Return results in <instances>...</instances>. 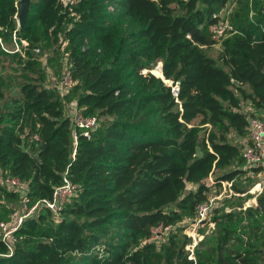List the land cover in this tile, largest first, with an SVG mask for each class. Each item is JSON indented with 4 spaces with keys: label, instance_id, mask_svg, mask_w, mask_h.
<instances>
[{
    "label": "trees",
    "instance_id": "1",
    "mask_svg": "<svg viewBox=\"0 0 264 264\" xmlns=\"http://www.w3.org/2000/svg\"><path fill=\"white\" fill-rule=\"evenodd\" d=\"M228 1L76 0L70 10L31 0L19 26V0H0V169L27 183L31 203L51 198L65 171L78 184L57 211L41 205L23 220L11 252L0 240V264H264V192L247 210L256 231L246 240L231 244L230 220L195 260L187 237L172 235L158 251L135 247L153 228L194 217L206 179L245 191L234 183L247 169L231 134L245 136L248 117L264 114V3L254 2L255 17L216 60L205 47L216 43L210 26ZM13 37L27 42L25 57L3 46ZM64 41L74 83L62 95L45 84L40 59L58 63ZM158 62L164 79L142 73ZM164 80L178 82L176 96ZM64 100L101 118L89 138ZM16 201L0 185V221Z\"/></svg>",
    "mask_w": 264,
    "mask_h": 264
},
{
    "label": "rangeland",
    "instance_id": "2",
    "mask_svg": "<svg viewBox=\"0 0 264 264\" xmlns=\"http://www.w3.org/2000/svg\"><path fill=\"white\" fill-rule=\"evenodd\" d=\"M255 1L257 0H229L225 7L220 10L219 16L221 26H225V28L224 32L221 33L220 38L217 39V42L214 45L205 47V50L209 55L217 60L223 43H225L232 35L239 33V26L255 17L256 14L251 9ZM259 1L260 3H264V0ZM66 44L67 42L64 41L61 45V55L59 56L60 60L58 63L50 61L49 55L47 53H45V55L40 59L42 66L45 68L47 73L45 84L57 90L61 83L64 68L69 62L68 52L65 49ZM4 45L9 47L11 51H17L21 53L23 57H25L24 53L26 44L24 42H22L20 45L13 37L12 44L6 45L3 43V46ZM36 53L39 52L36 51ZM154 68L155 66L151 70ZM145 71H147V69L142 70V73H145ZM74 104V101H63L64 112L70 117H72L71 107H73ZM243 109L245 111H250L252 110V107L249 103H245L243 104ZM262 111L264 112V109ZM30 131H33V125L31 121H29L26 126L25 134L27 132L29 133ZM34 134L35 132L30 134V137L27 139L30 141L31 136ZM245 137L246 136L238 137L234 134H231V139L234 141L242 142L244 141ZM257 169L260 170H246L247 172L244 174H239L234 178V183H236L238 187L244 189V192H238L232 186L224 187L222 184L220 186H211L212 180H205V183L210 186L208 198L214 196L218 198L215 200L211 212L197 230L199 239L197 240V244L194 247L193 254H190L186 246L184 248L188 253V259L195 260L197 258V252H202L209 243L213 242L214 238L218 235L219 223L221 222L227 224L231 220L232 223L236 225V232H233L234 240L231 241V244L238 241L236 240L238 238L246 240L247 235H252L254 231H256V228H254L255 226L253 217L249 215L247 210L249 208L254 209L257 207V198L264 192V166ZM0 172L3 174L7 173L3 172L1 169ZM188 187L192 188L194 186L189 184ZM14 206L15 210L18 209L19 201H16ZM191 220L192 217L184 216L180 221L170 226L167 230H161L160 235L151 234L149 237L139 239L135 247H141L146 243H152L155 247V250L158 251V249L160 250L161 245H164L172 235H176L181 241L184 239V237H187L190 239V241L188 240L190 243L191 238L187 232ZM261 231H263L262 228L257 230L258 233Z\"/></svg>",
    "mask_w": 264,
    "mask_h": 264
},
{
    "label": "built area",
    "instance_id": "3",
    "mask_svg": "<svg viewBox=\"0 0 264 264\" xmlns=\"http://www.w3.org/2000/svg\"><path fill=\"white\" fill-rule=\"evenodd\" d=\"M63 6H68L71 10V6L76 2V0H60ZM111 10L112 7L110 6ZM224 27L221 26L220 18L210 26V31L212 32L213 39L217 42L220 38L222 32H224ZM188 36V35H187ZM27 44L26 41H23ZM38 51V50H37ZM160 70L162 74V63L158 62L153 70L149 69L145 72H150L158 76L154 70ZM162 79L163 74L161 75ZM160 77V76H159ZM169 83L171 87V93L176 96L178 93V82L171 83L169 80H164ZM74 80L71 76L70 62L64 68L63 75L61 78V83L59 86V91L62 95L68 92L70 87L73 85ZM72 109L71 124L74 128L80 130V134L86 137H90L92 131L99 125L100 118L98 116H86L82 114L79 109L74 104ZM247 133L244 141H242L241 154L245 161L244 168L251 170L254 167L264 166V114L261 116H250L247 120ZM32 139H38L37 135H34ZM73 139L76 142L77 133H73ZM0 184L6 188L19 194V207L13 211L7 220L0 221V240L5 242L8 250L11 252L14 243L18 240L16 237V231L21 226L23 220L34 214L39 206L44 205L49 210L55 212L61 207H63L70 198L74 195L78 184L71 181L67 175V171L64 172L63 181L60 185L54 188L53 194L49 199L38 200L31 203V198L28 195L27 183L21 180L19 177L3 174L0 172ZM231 181H223L222 185L231 187ZM218 197L208 198L206 201L199 204L196 208L195 215L190 221L188 227V235L191 238V242L186 245L190 254H193L194 247L197 244L198 233L197 230L207 218L211 212L214 202ZM170 226L162 227L158 226L152 229L151 234H161V230H167ZM151 240V239H149Z\"/></svg>",
    "mask_w": 264,
    "mask_h": 264
},
{
    "label": "water",
    "instance_id": "4",
    "mask_svg": "<svg viewBox=\"0 0 264 264\" xmlns=\"http://www.w3.org/2000/svg\"><path fill=\"white\" fill-rule=\"evenodd\" d=\"M31 0H19L18 2V13H17V20L18 25L22 26L26 20V17L29 13ZM200 155V152H197Z\"/></svg>",
    "mask_w": 264,
    "mask_h": 264
},
{
    "label": "bare ground",
    "instance_id": "5",
    "mask_svg": "<svg viewBox=\"0 0 264 264\" xmlns=\"http://www.w3.org/2000/svg\"><path fill=\"white\" fill-rule=\"evenodd\" d=\"M155 71H158V72H160V73H161V71H160L159 69H158V70H157V69H156V70H154V72H155Z\"/></svg>",
    "mask_w": 264,
    "mask_h": 264
}]
</instances>
